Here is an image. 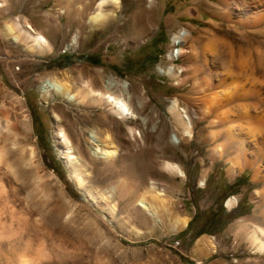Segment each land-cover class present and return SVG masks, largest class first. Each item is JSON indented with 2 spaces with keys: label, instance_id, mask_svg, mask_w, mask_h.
<instances>
[{
  "label": "rangeland",
  "instance_id": "1",
  "mask_svg": "<svg viewBox=\"0 0 264 264\" xmlns=\"http://www.w3.org/2000/svg\"><path fill=\"white\" fill-rule=\"evenodd\" d=\"M98 1L0 0V264H264L253 236L254 227L264 228V131L259 126L256 140L249 138L259 123L237 120L235 104L218 97L231 81L224 71L231 52L261 76L264 22L240 25L233 0H120L117 8L104 4L113 14L92 25ZM253 11L264 12V1ZM18 23L44 35L49 50L32 52L31 39L8 34L6 25ZM180 32L186 47L173 62ZM75 33L78 44L66 49ZM48 78L74 92L84 84L102 89L111 78V91L137 117L119 118L81 95L70 100L50 90L44 97L39 85ZM173 101L191 136L170 112ZM61 130L78 156L71 166ZM91 132L116 155L104 157ZM231 197L236 204L228 207ZM222 208L225 215L212 221ZM204 226L216 231L194 238Z\"/></svg>",
  "mask_w": 264,
  "mask_h": 264
},
{
  "label": "bare ground",
  "instance_id": "2",
  "mask_svg": "<svg viewBox=\"0 0 264 264\" xmlns=\"http://www.w3.org/2000/svg\"><path fill=\"white\" fill-rule=\"evenodd\" d=\"M223 1H227V0H223ZM263 1L264 0H233L235 7H237V9L239 10L237 15L244 16L243 19L241 18V20H239L241 22L240 25L243 23L244 25H246L244 27H248L252 25L258 26L259 24H262L264 22V12L253 11V8H257L259 5H262ZM106 3H111L114 5L115 8H117L120 3V0H99L98 1L99 10L95 14L91 15L88 19L90 24L101 25L108 18V16L113 14V11L110 12L105 11L102 8V6H104V4ZM60 12L64 13L66 12V9L62 8ZM231 13H232L231 11L226 12L228 17H230ZM6 30L7 33L11 34L13 38L17 41L21 40L23 36H26V38L31 39L33 41V45L31 47L32 52L34 51L38 54H42L47 50H49V44L46 37L41 33L38 32L36 33L31 24H27L26 27H24L21 23H18L16 27L12 25H6ZM78 37H79L78 33H75L72 40L67 44L66 49H68L71 46L77 45ZM186 39H187L186 32H180L178 35L174 36V38L172 39L173 41L172 53L171 55H168L170 56L169 57L170 59L168 58L170 61L175 62V60H178L180 57H182L184 50L183 48L186 47L185 46ZM257 54H258V59H260V62L258 61L257 65L259 68L262 69V73L260 74L261 76L257 75L256 69L258 68L256 66L249 68V63H248L249 61H247V58H244L243 56L236 58V56H234V53L231 52L230 62L232 63V65L228 62V64L226 65L227 68L226 70H224L227 76L229 75L231 77V81L229 83H226L225 90H223L221 94L218 95V97L220 96L219 97L220 104L222 105H230L231 103L235 104L236 108H234L235 110H233V112H235L234 116L238 118L237 120H242L247 123L249 122L259 123L256 127H251V128L249 127L250 129L249 133L251 132L249 138L250 137L254 138V140H256L255 138L256 135L253 132L256 129L259 130L263 129L264 131V106H263L264 96L262 95L263 92L261 87L264 84V50L258 51ZM173 66L170 65L168 67L169 69L168 68L167 69L169 70L168 72H171L174 75L175 66L174 67ZM179 69L177 70L178 74L183 70V69L182 70ZM222 83H225V81H223ZM247 83L254 84V88L252 86L246 87ZM113 85H114V81L111 78H109L108 80L104 81L102 89H94L91 85L84 84L82 86H78V88L76 89L77 92H74L73 86L68 82L48 78L43 80L40 83L39 87L44 97L48 96V92L50 90H55L62 96L68 97L70 100L73 99L75 100L76 98L78 99V96L81 95L83 101L89 100L94 106L101 107L103 104H107L109 106L110 111H112V113H114L119 118L135 119L137 116L131 111L127 99L123 97V95L121 94L120 96H116L111 91ZM120 85L122 86L124 94H126L127 98H129L130 91L128 88L129 85L128 81L123 80L122 84ZM251 108H254L256 110L254 114H251V110H250ZM169 110L172 114L174 115L177 114L182 118L185 127V133L191 136V130H190L191 123L190 120L187 118L186 114L184 113V109L180 108L176 101H173L172 104L169 106ZM259 126L261 127V129L259 128ZM129 129L133 133L136 131L132 127H130ZM229 132L230 130L227 131L228 142L231 143V140L234 137ZM137 133L139 134V132ZM58 137L60 141L65 144V147L63 146L64 147L63 152L67 164L72 163L74 160H78V156L75 155L74 153L75 151L71 147V144L69 143L68 136L66 135V133L61 130L59 132ZM89 138L92 140V142L101 146L100 152L103 154L104 157L111 158L114 155H116L117 153L116 148L113 146L111 142L99 138V136L96 135L94 132H91ZM33 154L34 152H32V155ZM170 165L168 163L166 164V167L168 169L171 168V170L172 169L176 170L182 176L184 175V172L181 169H179L178 167H172L173 165L172 166ZM72 176L75 178L78 185H80L81 182L83 181L81 174L76 171H72ZM150 188L153 189L154 187L152 186ZM88 196L90 199L94 200L93 193L88 192ZM141 201L146 204L145 208L148 210L149 215H154L156 213L155 211L156 209L151 202L149 203L144 200ZM235 202H236V198L231 197L227 201V206L232 207L234 206ZM179 222L182 223V225L187 224V220H182V221L179 220ZM253 236L255 243L258 244L259 251L264 252V228L260 226L254 227ZM22 264H27V263L24 260Z\"/></svg>",
  "mask_w": 264,
  "mask_h": 264
},
{
  "label": "trees",
  "instance_id": "3",
  "mask_svg": "<svg viewBox=\"0 0 264 264\" xmlns=\"http://www.w3.org/2000/svg\"><path fill=\"white\" fill-rule=\"evenodd\" d=\"M35 112H36V111L34 110L33 114H34V116H35V123H40L39 116L37 115L38 112H36V113H35ZM37 133H38V135H39V139H40V141H41V143H42V142H43V135H42V133H41L40 131H38V130H37ZM47 141H48L49 146H51V139H50L49 136L47 137ZM232 186H239V182H238V181L235 182L234 184H232ZM224 211H225L224 208H222L219 212H216V213H213V212H212V215H211V219H212V221L221 220L220 218H222V217L225 215V212H224ZM197 218H198V216H194V218L190 221L188 228H190V227L192 226V224L194 223V221H196ZM217 230H219V229H217ZM215 231H216V229L212 231V230H208V229L204 226V227L200 228V229L197 231V233L195 234L194 238H197V237H199L200 235L205 234V233L213 234V232H215Z\"/></svg>",
  "mask_w": 264,
  "mask_h": 264
},
{
  "label": "crops",
  "instance_id": "4",
  "mask_svg": "<svg viewBox=\"0 0 264 264\" xmlns=\"http://www.w3.org/2000/svg\"><path fill=\"white\" fill-rule=\"evenodd\" d=\"M232 198H235V197H232ZM228 200H229V199H228ZM228 200H227V201H228ZM235 204H236V203H235ZM235 204H234V205H235ZM232 207H233V206H232Z\"/></svg>",
  "mask_w": 264,
  "mask_h": 264
}]
</instances>
